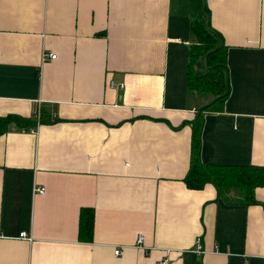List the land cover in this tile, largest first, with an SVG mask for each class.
<instances>
[{
    "label": "crops",
    "instance_id": "1",
    "mask_svg": "<svg viewBox=\"0 0 264 264\" xmlns=\"http://www.w3.org/2000/svg\"><path fill=\"white\" fill-rule=\"evenodd\" d=\"M204 2L0 0V264H264V185L245 203L184 180L200 114L202 162L264 166V0ZM206 8L228 93L199 112Z\"/></svg>",
    "mask_w": 264,
    "mask_h": 264
},
{
    "label": "trees",
    "instance_id": "2",
    "mask_svg": "<svg viewBox=\"0 0 264 264\" xmlns=\"http://www.w3.org/2000/svg\"><path fill=\"white\" fill-rule=\"evenodd\" d=\"M208 16L207 8L204 9ZM193 33L196 42L192 44L188 60L187 83L191 92L201 96L210 95L203 109L219 107L220 101L228 93V81L225 62V45L219 33L206 25L205 16L193 21ZM201 108V107H199ZM201 114L192 122V147L190 165L184 178L188 187L201 188L206 182H212L220 196L227 201L253 202L254 188L264 185V166L257 164H213L204 163L200 158ZM14 116H0V132ZM17 120L20 122L19 117ZM44 118H36L35 125ZM80 212L79 234L92 233L93 213Z\"/></svg>",
    "mask_w": 264,
    "mask_h": 264
},
{
    "label": "built area",
    "instance_id": "3",
    "mask_svg": "<svg viewBox=\"0 0 264 264\" xmlns=\"http://www.w3.org/2000/svg\"><path fill=\"white\" fill-rule=\"evenodd\" d=\"M55 57H56V53L55 52H46V51H43V53H42L43 60H45L47 58L52 59V58H55ZM110 84L112 85L113 84V81H111ZM40 115H41V113H40V110L38 109L36 111V118L39 119L40 118ZM34 190L37 191V192L43 193L45 191V187L44 186L36 185V187H34ZM19 236L20 237H23V238L31 239V236H29L26 233V231H20ZM143 241H144V235L142 233H138L136 235L135 244L138 247H143ZM197 248L200 249V245H198ZM114 253L116 255L120 254L121 253V248L120 247H116L114 249ZM157 264H170V258L168 256L162 257V258L158 259Z\"/></svg>",
    "mask_w": 264,
    "mask_h": 264
},
{
    "label": "water",
    "instance_id": "4",
    "mask_svg": "<svg viewBox=\"0 0 264 264\" xmlns=\"http://www.w3.org/2000/svg\"><path fill=\"white\" fill-rule=\"evenodd\" d=\"M204 4H205V2H204V0H203V6H204ZM203 12H204V14H205V11H203ZM205 16H206V25L209 27L208 17H207L206 14H205ZM205 106H206V105H204L203 107H201V108L199 109V112H201Z\"/></svg>",
    "mask_w": 264,
    "mask_h": 264
},
{
    "label": "rangeland",
    "instance_id": "5",
    "mask_svg": "<svg viewBox=\"0 0 264 264\" xmlns=\"http://www.w3.org/2000/svg\"><path fill=\"white\" fill-rule=\"evenodd\" d=\"M206 97H210V95H205V98H206Z\"/></svg>",
    "mask_w": 264,
    "mask_h": 264
}]
</instances>
